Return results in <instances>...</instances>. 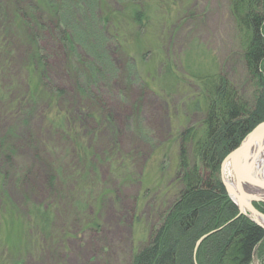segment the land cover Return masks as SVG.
Returning <instances> with one entry per match:
<instances>
[{
    "label": "rangeland",
    "instance_id": "obj_1",
    "mask_svg": "<svg viewBox=\"0 0 264 264\" xmlns=\"http://www.w3.org/2000/svg\"><path fill=\"white\" fill-rule=\"evenodd\" d=\"M35 3L0 0V23L7 29L0 55V89L6 93L0 100V264H130L174 199L180 134L201 121L198 112L188 111L200 83L181 77L168 90L163 69L183 76L186 67L204 72L214 64L251 99L228 0H52L60 7L57 19L40 10L45 27L38 44L45 82L61 92L56 105L23 99L32 47L15 27L13 10L23 14ZM133 6L146 11L141 24L134 22ZM59 29L68 33V46ZM53 111L73 115L76 141L97 156L108 151L121 166L111 168L109 159L98 163L101 185L91 183L93 172L85 180L92 193L106 195L90 200L85 214L58 203L57 233L43 240L24 224L16 231L5 202L22 212L44 200L55 207V194L65 190L67 181L63 186L64 180L49 176L57 164H66L67 172L76 146L51 128L47 116ZM253 264H259L256 258Z\"/></svg>",
    "mask_w": 264,
    "mask_h": 264
},
{
    "label": "trees",
    "instance_id": "obj_2",
    "mask_svg": "<svg viewBox=\"0 0 264 264\" xmlns=\"http://www.w3.org/2000/svg\"><path fill=\"white\" fill-rule=\"evenodd\" d=\"M36 2L23 14L15 8L13 10L15 27L28 36L32 47L29 88L23 99L32 105L42 100H46L45 105H56L61 92L60 89L53 91L45 82V64L38 44L45 21L39 12L47 9L50 19L55 20L60 7H54L52 0ZM228 4L238 33L240 56L252 88L251 99H245L214 64L204 72L186 67L183 76L174 75L169 66L163 69L162 81L168 90H172L181 77L200 83L197 100L188 104V111L198 112L201 121L197 127L189 126L180 134L178 168L181 174L176 179L174 199L162 213L161 221L149 239L132 252L130 264H253L254 258L264 264V229L247 215L238 216V208L220 178L224 157L264 121V0H228ZM132 8L134 22L141 24L146 18L145 9ZM3 26L0 23L1 56L5 53L4 38L7 37V29L4 30ZM59 36L68 46L70 41L66 30L59 29ZM79 91L82 95L85 92L83 88ZM4 94V89H0V100ZM18 100L12 101L14 107L20 104ZM53 112L54 115L47 116L51 128L60 136L71 138L76 146L73 148L76 154L71 158L67 172L63 170L66 164H57L55 173L49 176V181L64 180L61 182L63 186L67 181L65 190L60 188L55 194V207L53 201L44 200L27 205L22 212V209L16 210L8 204L10 200L5 202L12 214L9 221L16 225V231L20 232L24 224L27 229H35L43 240L57 233L53 226L60 206L58 203L65 207L70 205L77 214H85L90 200H100L106 195L107 190L99 191L97 195L92 193L86 184V177L94 173L91 183L101 185L98 163L109 159L111 168L121 166L116 156L108 157V151L97 156L76 141L80 132L75 127L73 115ZM3 179L0 173V187ZM68 184L74 188L68 190ZM253 205L264 213V203L254 202ZM210 232L197 246L198 240Z\"/></svg>",
    "mask_w": 264,
    "mask_h": 264
},
{
    "label": "water",
    "instance_id": "obj_3",
    "mask_svg": "<svg viewBox=\"0 0 264 264\" xmlns=\"http://www.w3.org/2000/svg\"><path fill=\"white\" fill-rule=\"evenodd\" d=\"M263 132L264 121L256 125L242 141L224 157L220 165V176L226 192L238 208V216L241 214L248 215L252 221L264 229V225L258 221V218L264 220V214L259 212L252 204L253 202L264 203V176L256 174L251 167V163L248 162L250 147L255 138ZM226 165L229 167L234 188L229 186L224 178V167ZM246 187L252 188L255 193L247 192V190H245ZM235 197L237 201L234 200ZM210 234L211 232L202 236L196 245L198 246L200 241Z\"/></svg>",
    "mask_w": 264,
    "mask_h": 264
},
{
    "label": "bare ground",
    "instance_id": "obj_4",
    "mask_svg": "<svg viewBox=\"0 0 264 264\" xmlns=\"http://www.w3.org/2000/svg\"><path fill=\"white\" fill-rule=\"evenodd\" d=\"M250 148L248 162L251 163V167L256 174L264 176V132L255 138ZM224 178L228 185L234 188L233 179L230 176L229 167L227 165L224 167ZM245 190L250 193H255L250 187H246ZM234 200H236V197ZM258 221L264 225V220L258 218Z\"/></svg>",
    "mask_w": 264,
    "mask_h": 264
}]
</instances>
